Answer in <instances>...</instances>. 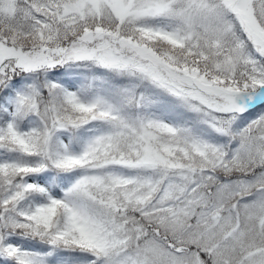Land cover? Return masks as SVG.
Wrapping results in <instances>:
<instances>
[{"label":"snow or ice","instance_id":"1","mask_svg":"<svg viewBox=\"0 0 264 264\" xmlns=\"http://www.w3.org/2000/svg\"><path fill=\"white\" fill-rule=\"evenodd\" d=\"M0 264H264V0H0Z\"/></svg>","mask_w":264,"mask_h":264}]
</instances>
